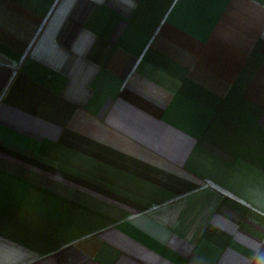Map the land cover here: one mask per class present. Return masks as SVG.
<instances>
[{
	"label": "crops",
	"instance_id": "1",
	"mask_svg": "<svg viewBox=\"0 0 264 264\" xmlns=\"http://www.w3.org/2000/svg\"><path fill=\"white\" fill-rule=\"evenodd\" d=\"M0 264H264V0H0Z\"/></svg>",
	"mask_w": 264,
	"mask_h": 264
}]
</instances>
